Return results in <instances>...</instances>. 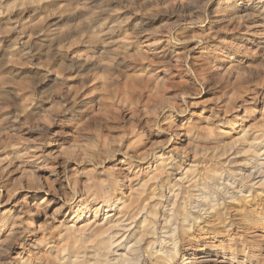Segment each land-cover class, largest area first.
<instances>
[{
	"label": "rangeland",
	"instance_id": "rangeland-1",
	"mask_svg": "<svg viewBox=\"0 0 264 264\" xmlns=\"http://www.w3.org/2000/svg\"><path fill=\"white\" fill-rule=\"evenodd\" d=\"M123 255L264 264V0H0V264Z\"/></svg>",
	"mask_w": 264,
	"mask_h": 264
},
{
	"label": "bare ground",
	"instance_id": "bare-ground-1",
	"mask_svg": "<svg viewBox=\"0 0 264 264\" xmlns=\"http://www.w3.org/2000/svg\"><path fill=\"white\" fill-rule=\"evenodd\" d=\"M261 183H263V181H261L260 182V184ZM259 184V185H260ZM178 194V193H177ZM175 195V194H174ZM184 220V219H183ZM145 221V220H144ZM143 221V222H144ZM143 224V223H142ZM128 229V228H127ZM102 231V230H101ZM104 231V230H103ZM101 233H105V232H101ZM113 236H111V237H109V239L108 240H110L111 238H112ZM172 239H174V238H172ZM140 241V240H139ZM104 243V242H103ZM100 244V243H99ZM114 245L115 243L114 242H110L109 243V245ZM110 245V246H111ZM100 246V245H99ZM132 246V245H131ZM130 246V248L131 249H129V250H132V251H134L135 252V249H134V246L133 247H131ZM112 247V246H111ZM98 251V250H97ZM132 251H130V252H132ZM104 255H106V254H104ZM101 256V255H100ZM124 256V261L122 262V263H125V264H130V262H132V261H134V263H132V264H138V262H139V257L141 256V255H135V258H133V257H131V258H129V257H127L126 255H123ZM139 256V257H138Z\"/></svg>",
	"mask_w": 264,
	"mask_h": 264
}]
</instances>
